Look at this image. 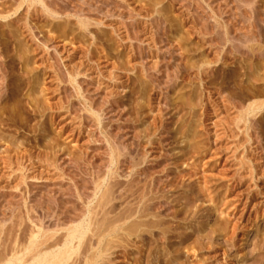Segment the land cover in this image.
<instances>
[{"label": "rangeland", "instance_id": "1", "mask_svg": "<svg viewBox=\"0 0 264 264\" xmlns=\"http://www.w3.org/2000/svg\"><path fill=\"white\" fill-rule=\"evenodd\" d=\"M263 35L264 0H0V256L109 206L146 224L99 264H264Z\"/></svg>", "mask_w": 264, "mask_h": 264}, {"label": "bare ground", "instance_id": "2", "mask_svg": "<svg viewBox=\"0 0 264 264\" xmlns=\"http://www.w3.org/2000/svg\"><path fill=\"white\" fill-rule=\"evenodd\" d=\"M32 1H35V0H32ZM3 17H6V16H3ZM247 33H252V31H249ZM254 36H258V35L254 34ZM260 48H262V46ZM241 54L244 56L245 55L248 56L247 51H242ZM253 74H254V71L252 70V65L251 63H249L248 76L252 79ZM262 109H264V101H258V99L251 100L249 103H247L244 109H242L243 112L242 111L241 112L243 113V115L242 116L240 115L241 117L238 120L244 121L245 123H247V120L249 119V115L251 113H255L256 111L262 110ZM111 184H112L111 182L106 183L107 189H108L107 193H109V190L111 189L110 188ZM106 194H103L102 197L100 196L101 198L106 199V200L103 199L105 205L113 201V197L109 198V196L107 197ZM125 194H127V192ZM101 198H99L100 201H101ZM98 202H96V204ZM100 203L98 204L97 207L100 206ZM101 206H102V203H101ZM108 208H106L105 211H104L105 209L104 208L102 214L98 212V209H97L94 212H92V214L93 213L94 214L90 216V218H88L86 221L83 220L78 223H73L69 225L68 227H66V232L63 233L62 235L60 234V236L54 240L51 239V236H48V235H51L52 233L50 234H48V232L44 233L41 227L37 226L33 228L32 230H30L29 233H27L26 231L28 230L24 228L25 229L24 232H26L28 235H26L23 232V234L25 235L24 236L22 235V236L23 237L27 236V237L24 239L22 238L23 240L21 239L22 241L19 244V246H17V248H12L10 257H8V255L0 256V264H99L100 263L99 257H102V255L104 257L107 251L110 250L111 247H114L113 242L119 241V240L114 239L115 237L120 236V238L122 237L121 239L123 240L125 236H122V234L129 235V232L130 231L132 232L133 230H134L133 232L136 233L137 230L135 231L134 228L137 225L139 227L140 225L146 224L144 223V221H141L138 223V220H137L138 224L137 223L135 224V221H136L135 219H134L135 221L132 220V222H134L132 225H130V223L128 222L130 226H133L135 224V226L131 228L129 225H127V227H123V225H118L119 223L116 224L118 221L129 220L132 217L136 216L137 213H140L142 211V207L137 208V209L135 208L136 210L134 209L132 210L131 208H125L123 211L120 210L119 213L115 212L116 215L112 217L109 215H111V213L114 212L115 209L114 211L111 212L107 210ZM138 215L141 216V213ZM140 223H144V224H140ZM120 231H123V233H121ZM52 235L54 236V233ZM112 238L114 239V241ZM104 241L106 243L103 245ZM119 242L118 244H120ZM104 262L105 260L103 261V263Z\"/></svg>", "mask_w": 264, "mask_h": 264}]
</instances>
